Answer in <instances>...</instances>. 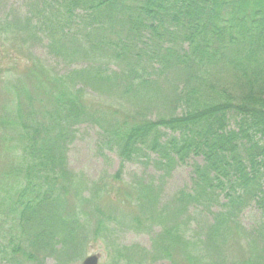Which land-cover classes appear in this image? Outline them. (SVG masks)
I'll return each instance as SVG.
<instances>
[{"label": "trees", "instance_id": "obj_1", "mask_svg": "<svg viewBox=\"0 0 264 264\" xmlns=\"http://www.w3.org/2000/svg\"><path fill=\"white\" fill-rule=\"evenodd\" d=\"M44 42L79 67L46 65ZM82 124L118 182L126 162L165 178L196 159L191 186L162 201L155 181H87L68 167ZM3 154L0 262L66 264L104 241L111 264H264V0H26L0 17ZM124 204L127 228H159L151 250L113 240Z\"/></svg>", "mask_w": 264, "mask_h": 264}, {"label": "rangeland", "instance_id": "obj_2", "mask_svg": "<svg viewBox=\"0 0 264 264\" xmlns=\"http://www.w3.org/2000/svg\"><path fill=\"white\" fill-rule=\"evenodd\" d=\"M26 0H0V17L21 11L24 8ZM35 54L41 58L44 63L55 70L64 73L72 68L79 67L77 64L68 65L54 57H52L46 48V42L34 47ZM90 94H92L90 92ZM231 126L234 122L231 121ZM101 137L100 129L92 124H82L77 127V135L74 142L70 145L68 151V167L75 173H81L85 176L87 181H97L100 178L111 181L113 185L129 184L133 180L140 178L146 181H155V184H160L162 187V201L169 199L172 194L181 188H188L192 184V164L196 159H189L186 163L177 166L169 176L163 177V172L159 171L152 163H145V161H130L124 164L121 179H114L113 176L121 167L120 158L113 151L104 150L101 148L99 141ZM154 158V156H152ZM5 154L0 159V165L4 164ZM108 196V195H107ZM116 199H120L118 194L115 195ZM110 197L101 200L102 205H105ZM122 199V198H121ZM116 202H118L116 200ZM162 203V202H161ZM117 223H119L113 234V240L121 247L138 245L146 250L152 249V241L154 236L159 232L158 227L148 228L138 226V228H130L126 225V220L121 219L126 213L131 212V208L120 205L118 207ZM209 214L200 215L197 220L192 221L189 229L191 235L196 231H200L206 222L208 224ZM255 220V213L247 210L242 215V223L245 226H250ZM128 221V220H127ZM129 222V221H128ZM0 223L3 228H0V234H4L7 229V223L3 216H0ZM2 227V226H1ZM137 227V226H136ZM110 242L104 241L96 244H91L87 250V255L98 254L100 257L99 264H111L110 250L108 249ZM83 258L68 262L66 264H81ZM137 260L134 257V262ZM0 264H5L0 262ZM45 264H58L56 258L49 257L46 259ZM121 264V263H120ZM134 264V263H133ZM152 264H171L166 259H158Z\"/></svg>", "mask_w": 264, "mask_h": 264}, {"label": "water", "instance_id": "obj_3", "mask_svg": "<svg viewBox=\"0 0 264 264\" xmlns=\"http://www.w3.org/2000/svg\"><path fill=\"white\" fill-rule=\"evenodd\" d=\"M81 264H99V255L98 254H92L86 256Z\"/></svg>", "mask_w": 264, "mask_h": 264}]
</instances>
